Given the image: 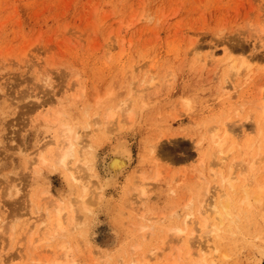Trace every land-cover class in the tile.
Returning <instances> with one entry per match:
<instances>
[{
	"label": "rangeland",
	"instance_id": "obj_1",
	"mask_svg": "<svg viewBox=\"0 0 264 264\" xmlns=\"http://www.w3.org/2000/svg\"><path fill=\"white\" fill-rule=\"evenodd\" d=\"M232 59L239 74L230 72ZM131 94L132 120L124 128L119 111L111 132L102 113ZM263 109L264 0H0V264H131L155 248L151 264H192L201 244L213 242L219 249L207 264H264V199L244 205L240 179L226 190L231 216L223 224L211 208L227 193L214 169L227 171L229 162L262 150L256 178L264 179ZM224 122L236 147L216 166L207 127ZM62 123L99 139L100 173L115 135L132 143V173L107 189L109 200L94 197L97 178L84 169L76 181L69 169L42 163L39 153L52 157ZM158 170L145 195L133 187L136 173ZM46 190L67 207L66 230L55 236L47 209L55 199ZM82 193L89 224L88 210L78 209L73 223L68 207ZM191 208L195 217L178 236L174 225ZM142 222L152 226L145 240ZM214 225L219 235L205 241ZM64 241L72 245L68 258L60 253Z\"/></svg>",
	"mask_w": 264,
	"mask_h": 264
},
{
	"label": "bare ground",
	"instance_id": "obj_2",
	"mask_svg": "<svg viewBox=\"0 0 264 264\" xmlns=\"http://www.w3.org/2000/svg\"><path fill=\"white\" fill-rule=\"evenodd\" d=\"M241 68L242 67L238 66L234 59H232L230 61V64H229L230 72H234L235 74L236 73L239 74ZM133 99H134V94H131L129 97L125 98L121 102L114 104V105H109L106 108V110L102 113V114H104V116L102 117V119H103L102 121L103 122L106 121L104 123L106 128L111 129V126H108V125L111 124L112 121H114L117 118L119 111H122L124 113L125 117L122 118L121 120L123 122L122 124L124 125V128H127L125 123H127V120L128 121L132 120L131 118L134 115L133 109L130 108V105H129V102L133 101ZM100 101H101V99L98 100L97 104ZM262 115L264 117V109H263ZM259 117H262V116H259ZM98 119H99V117H98ZM98 119H97V121H98ZM121 120H119L120 124H121ZM102 121H100V123H101L100 125H102ZM131 123H132V121H131ZM61 125L62 126H59V129L56 131L55 138H52V141L55 144L51 150L52 151V153H51L52 157L49 158L45 151H41L39 153L40 158L42 160V163L44 165H49L52 168H55L58 164V165L65 167L66 169H69L71 171L70 172L68 170L71 173L70 177L74 178V180L78 179V180L82 181L84 179L83 175H80V176L77 175V172H80L79 170L81 168L84 169L83 171L84 172L87 171L88 175H91V176L94 175L97 178V180H96V178L92 179V180L97 181V182L96 181L95 182L97 185L96 188H98L97 190L93 191L94 197L95 198L104 197L107 189H115L117 187V185L120 184L119 182L122 181L121 179L123 178V176L130 170V167H131L132 162H133L134 157H135L134 148L132 146V143L130 142V140L127 137H125L120 132V130L122 128L121 126H123V125L120 126V128H119L120 130L118 129L120 134L115 135V137H116L115 141L108 148L106 155L105 156L103 155L104 157H103V160L101 163L102 164L101 165L102 166L101 173L99 171H97L96 159H95V153H94V148L96 147L95 144L98 143L99 139L91 136L90 139L87 138L85 140V138L88 136V134L91 131L81 134L80 131L76 130V127L71 123H62ZM85 127H87V125H85ZM227 127H228L227 123H225V122L222 123V125L217 123V124H214V125L207 127V130H208L207 139L209 141V145L211 144V147L214 148V150L211 153V158L213 157V158L217 159L216 161L213 162L214 165H216V166H219V165L223 166L226 163V159L229 156V154L231 152L235 151L236 142H230L229 141L230 136H229V131H228L229 129ZM113 128H114V130H117V128L115 129V127H112V129ZM112 129L110 130L111 132L113 131ZM95 130H96V128H95ZM105 130L109 131L107 129H104V131ZM87 131H88V128H87ZM201 140H199V143ZM78 146H81V148H78ZM261 152H262V150H261ZM261 152H258L257 155H254L255 157L248 158L246 160H244L245 158L244 159L241 158L243 161L241 160V161L237 162V161L233 160L232 162H229L227 171H225L223 169V167L221 169H216V170L214 169L213 170L214 176L212 175V177H214V179H216V178L220 179L223 191H226L228 188H229V190L230 189L236 190V180L242 179V183L240 185V188L242 189L243 193L245 194L244 198L242 199V202L244 205L250 206L252 204V199H251L252 197L258 202H261L264 199V179L259 180L258 178H256L258 173L262 172V169H263L260 166L263 163V161L259 158V156H260L259 154H261ZM72 160L75 161L74 163L77 162L75 166H71L70 163L72 162ZM260 161H262V162H260ZM239 164L242 166V169L239 170V173L236 176L235 173L237 172L238 168H240ZM242 164H245V165H242ZM145 171H147V170H145ZM131 173H132V171H131ZM87 174L85 173V175H87ZM159 174H160V170H158L153 177H148L147 172L146 173L143 172V173H141V175L138 174L137 177L135 175L134 176L131 175V176H133L132 178L135 179L134 180L135 185H133V187L136 190L139 188L143 192V194L145 195V193H147V191H148L146 188V182L149 180V178L158 179ZM133 179H132V182H133ZM92 180H90V181H92ZM127 180H128V178H127ZM95 182L93 183L94 185H95ZM254 182H255V187H253ZM83 185H84V192H85L89 188V186H87L86 182H84ZM126 185H127V183H126ZM125 188H126V186H125ZM127 189H128V187H127ZM47 193L49 194V197L53 198V200L55 199L54 203H51V201L48 200L50 202V204L47 206V209L50 210L48 212V215L52 214L54 216V223L55 224L54 223L53 224L55 225V228H54L55 230L53 233L54 235L53 234L52 235L55 236V235H58V234H60L66 230V226L64 225V211L67 210V207L65 205L66 202L64 199H62L61 197L55 196L54 194H51V192L47 191ZM91 195H92V193H91ZM108 196H110V195H107V197L106 196L105 197L108 198ZM223 196H225V197L222 198L218 202H214V204L211 205L212 212H214L217 215L220 224L224 223V219L226 217L231 216V210L230 209H231L232 199H230L229 191L227 193H225ZM47 197H48V195H47ZM86 197H87V195L82 193L81 195H79V198L76 199L75 201L70 200L71 204L68 207H69L70 212H71L73 223L75 222V218H76L75 212L78 209H80V208L84 209V211L81 210L83 213L86 210H88L90 205H89V203H87ZM50 200H52V199H50ZM93 200L95 201V199H93ZM108 200H109V198H108ZM103 202H106V201H103ZM92 204H94V205H91V207L93 206L95 208L97 206V205L95 206V204H97L96 202H94ZM87 205H89V206H87ZM203 206H204V203L201 202V205H199L198 211L200 212L201 216L203 217V222H204L203 226L207 227L209 219H208V216H206V215L203 216V212H204ZM191 210H192V208H191ZM191 210L189 211V213H187V218L184 220L183 225L182 224L181 225L180 224L174 225L175 226L174 228L176 229L175 230L176 234H178V236L182 237L186 234V231L188 228L187 224L190 223V222H188V217L190 218V215L194 216V214H195V211L194 210L191 211ZM91 212H92V210H91ZM83 213H82V216H83ZM88 214H89V210H88L87 216H85V217H87V219H85V221H84L87 224H89L88 221L90 220V217H88ZM89 216H91V213L89 214ZM176 218H178V216H176ZM86 220H87V222H86ZM139 224H137V225H139ZM151 227L149 226V224H147L145 222L141 223V227H140L142 230L141 236H144V240L146 239V235L148 234L147 232H149V230H151L150 229ZM218 230H219L218 225H214L212 229L207 230L206 235H205L206 236L205 241H209V242L213 241L215 239L214 235H219ZM170 236H173V235H170ZM176 239H178V238H176ZM163 243H165V239L162 241V244ZM141 244H142V242L137 243V245H135L134 248L139 249V247H141ZM213 244H214V246H212V244H201V246L196 250V253H198L197 258L193 259L191 263L192 264H207L206 263L207 255H209L213 250L218 251V249H219L214 242H213ZM157 251H158V249L155 248V249H152L148 254L147 253H143V254L141 253L140 257L134 256L136 258H133L132 262L130 261L132 259V257H131L129 262H131V264H151V259L156 255ZM180 251H181V249L178 250L179 256L181 255ZM72 252H73L72 251V245L69 241H64L60 244L61 256L68 258L69 256H71ZM188 254L193 255V252L190 251V252H188ZM187 256H189V255H187ZM213 261H214V259H213ZM173 264H179V262L174 260Z\"/></svg>",
	"mask_w": 264,
	"mask_h": 264
}]
</instances>
